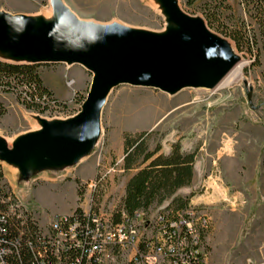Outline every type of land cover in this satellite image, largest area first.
<instances>
[{"label": "rangeland", "instance_id": "1", "mask_svg": "<svg viewBox=\"0 0 264 264\" xmlns=\"http://www.w3.org/2000/svg\"><path fill=\"white\" fill-rule=\"evenodd\" d=\"M174 1L183 13L199 17L205 24V8L229 5L240 12L238 0H196L193 5L186 0ZM60 2L88 23L118 24L150 33L175 27L167 22L156 0ZM1 11L40 20L55 17L51 0H0ZM210 31L228 41L241 58L217 86L184 88L169 95L129 85L113 89L103 107L98 139L76 163L39 164L36 169L30 166L33 171L27 176V184L14 167L0 162V203L7 209L17 195L22 209L35 215L40 226L47 225L54 214L90 205L113 214L114 219L120 215L121 221L123 214L128 215L122 209V200L129 174L122 167L123 136L150 132V150L160 144V153L168 154L178 143L182 152L196 153V182L174 196H189L187 208L209 215L210 227L202 236L205 264H264V82L259 69H251L248 56L238 53L230 39ZM38 72L61 106L50 105L49 111L39 114L24 109L15 93L0 92V144L8 149L20 135L41 129L39 119L64 121L78 114L88 95L92 73L79 64L47 63ZM228 142L233 152L229 157L221 155ZM51 153L40 150L32 158L50 157ZM102 174L106 177L97 182ZM168 205L166 202L146 213L145 220L159 213L181 212ZM128 258L127 253L119 254L112 264H129Z\"/></svg>", "mask_w": 264, "mask_h": 264}, {"label": "water", "instance_id": "2", "mask_svg": "<svg viewBox=\"0 0 264 264\" xmlns=\"http://www.w3.org/2000/svg\"><path fill=\"white\" fill-rule=\"evenodd\" d=\"M156 1L175 28L150 33L88 23L60 0H51L55 17L50 21L0 12V55L5 57L1 61L79 64L92 73L78 114L64 121L39 119L41 129L20 135L12 149L0 144V162L14 167L25 183L33 171L30 166L74 164L87 155L98 139L103 107L113 89L129 85L168 95L184 88L213 89L241 62L233 46L199 17L183 13L174 0ZM247 97L252 107L250 94ZM40 150L52 156L33 159Z\"/></svg>", "mask_w": 264, "mask_h": 264}, {"label": "trees", "instance_id": "3", "mask_svg": "<svg viewBox=\"0 0 264 264\" xmlns=\"http://www.w3.org/2000/svg\"><path fill=\"white\" fill-rule=\"evenodd\" d=\"M193 5L196 0H186ZM240 12L236 13L229 5L218 9L216 6L205 8L202 13L207 28L228 38L234 43L238 53L251 59V69H259L264 82V0H238ZM42 64H13L0 60V92L15 93L24 109L43 114L49 106H61L44 85L38 72ZM21 90L17 91V88ZM85 100V99H84ZM82 100V102L84 101ZM82 104V103H81ZM124 173L135 170L126 181L122 209L129 217L137 212L149 213L162 204L177 211L187 209L190 197L181 198L175 193L192 183L196 153H184L178 143L170 148L168 154H161L160 144L149 149L150 132H140L135 136L124 134ZM115 222H120V215ZM87 220L82 235H88ZM34 236L21 228L12 219L6 207L0 203V256L1 264H41ZM8 251V255L5 252ZM85 250L71 248L67 254L70 263L85 264ZM49 262V261H48ZM52 264L51 262H49ZM166 264V263H165Z\"/></svg>", "mask_w": 264, "mask_h": 264}, {"label": "built area", "instance_id": "4", "mask_svg": "<svg viewBox=\"0 0 264 264\" xmlns=\"http://www.w3.org/2000/svg\"><path fill=\"white\" fill-rule=\"evenodd\" d=\"M68 84L72 85L73 81ZM105 177L102 174L97 182ZM14 201L7 207V213L40 245L41 264H72L67 257L71 248L85 250V264H112L117 255L124 253L128 254L129 264H205L206 261L201 252L202 236L210 227V218L195 208L188 207L175 215L159 213L149 220H145V212H137L133 217L123 214L116 223L113 214L90 205L67 214H54L47 225L40 226L35 215L22 209L17 195ZM87 220L89 231L83 236ZM1 259L2 256L0 264Z\"/></svg>", "mask_w": 264, "mask_h": 264}, {"label": "bare ground", "instance_id": "5", "mask_svg": "<svg viewBox=\"0 0 264 264\" xmlns=\"http://www.w3.org/2000/svg\"><path fill=\"white\" fill-rule=\"evenodd\" d=\"M39 18H41V17H39ZM41 19H43V18H41ZM43 20H44V21H50V20H48V17H47L46 19H43ZM52 20H53V19H52ZM174 28H175V27H174ZM233 52H235L234 49H233ZM236 66H237V65H236ZM234 68H235V67H234ZM223 149H224V150L222 151L221 155H227V156L229 157V156H231V153H233V152H232V149H231V144H230V142L226 143ZM210 186H211V185H210ZM212 187L215 189L214 184H212Z\"/></svg>", "mask_w": 264, "mask_h": 264}, {"label": "crops", "instance_id": "6", "mask_svg": "<svg viewBox=\"0 0 264 264\" xmlns=\"http://www.w3.org/2000/svg\"><path fill=\"white\" fill-rule=\"evenodd\" d=\"M166 154V153H165ZM134 172H135V170H131L130 172H129V174L127 175V178H126V181L128 180V178H130V176L131 175H133L134 174ZM192 183H191V185H193L195 182H196V173H195V169H193V178H192ZM125 181V182H126ZM127 183V182H126ZM126 183H125V186H126ZM190 185V186H191ZM124 189H125V187H124ZM182 189H186V188H182ZM181 190V189H180ZM179 191V190H178Z\"/></svg>", "mask_w": 264, "mask_h": 264}]
</instances>
